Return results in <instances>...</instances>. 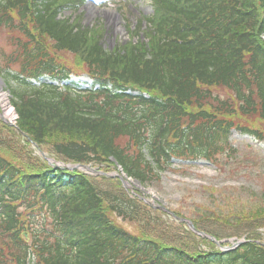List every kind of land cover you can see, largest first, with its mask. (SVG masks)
Returning a JSON list of instances; mask_svg holds the SVG:
<instances>
[{
    "label": "trees",
    "instance_id": "16d2710c",
    "mask_svg": "<svg viewBox=\"0 0 264 264\" xmlns=\"http://www.w3.org/2000/svg\"><path fill=\"white\" fill-rule=\"evenodd\" d=\"M149 1L136 39L107 51L72 19L85 0H0V33L11 46L0 47V77L18 116L16 126L0 119V264H264L263 207L172 210L218 240L246 239L223 250L118 178L39 154L120 167L147 187L174 161L220 163L235 152L234 130L264 139V0ZM58 52L75 55L101 84L148 97L40 81L70 73Z\"/></svg>",
    "mask_w": 264,
    "mask_h": 264
},
{
    "label": "rangeland",
    "instance_id": "374dc122",
    "mask_svg": "<svg viewBox=\"0 0 264 264\" xmlns=\"http://www.w3.org/2000/svg\"><path fill=\"white\" fill-rule=\"evenodd\" d=\"M89 8L94 9L93 14L89 13ZM151 12L152 5L148 0H85L74 14L68 10L66 15L72 14V19L79 16L95 37L101 36L99 42L102 47L111 51L117 45L133 42L136 39L133 29ZM141 24L144 28L145 24ZM143 39L139 38L140 41ZM0 47L6 52L11 50L5 31L0 33ZM56 56L58 62L68 69L86 76L83 65L77 66L75 55L58 52ZM0 92L4 93L6 102L11 106V93L1 77ZM220 92L222 95L226 93ZM3 112L1 107L2 115ZM14 113L6 119L15 117ZM259 126L264 128L261 122ZM230 140L235 152L223 154L220 163L213 164L205 160L184 163L174 161L170 169L161 175L160 181L144 187L138 181L131 180L132 188L149 195V200L187 216L198 207L223 212L231 209L247 212L258 207L264 208V139L255 140L233 131ZM109 216L129 232H138L134 223L113 214Z\"/></svg>",
    "mask_w": 264,
    "mask_h": 264
},
{
    "label": "water",
    "instance_id": "95a60500",
    "mask_svg": "<svg viewBox=\"0 0 264 264\" xmlns=\"http://www.w3.org/2000/svg\"><path fill=\"white\" fill-rule=\"evenodd\" d=\"M50 161H51V160H50ZM77 166H79V165H77ZM77 166H76V167H77ZM80 166H81V165H80ZM81 167L84 168V169H86V170L95 171L93 168H91V167H89V166H86V165H83V166H81ZM100 173H101V172H100ZM113 176H117V177H119V178L121 179L123 185H124L125 187H128V182L122 177V175L113 174ZM163 209H164V208H163ZM186 222H187L188 226H189L193 231H195V232H197L198 234H201V235H203V236H206L205 233H203V232H201V231H197V230L195 229V227L193 226V224H192L190 221L186 220ZM210 238H211L213 241H215L216 243H219V242H218L217 240H215L213 237H210ZM240 242H241V241L237 242L236 245H238Z\"/></svg>",
    "mask_w": 264,
    "mask_h": 264
},
{
    "label": "bare ground",
    "instance_id": "6f19581e",
    "mask_svg": "<svg viewBox=\"0 0 264 264\" xmlns=\"http://www.w3.org/2000/svg\"><path fill=\"white\" fill-rule=\"evenodd\" d=\"M89 13L90 14H93V10L92 8H89ZM0 105L2 106V108L4 109V115L6 117H11L13 115V112H12V109H11V106L8 105V103L6 102L5 100V95L4 93L0 92Z\"/></svg>",
    "mask_w": 264,
    "mask_h": 264
}]
</instances>
